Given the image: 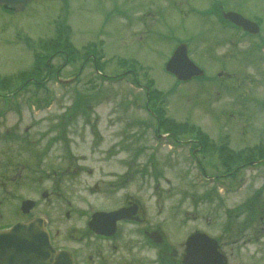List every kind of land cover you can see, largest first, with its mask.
Masks as SVG:
<instances>
[{
	"label": "rangeland",
	"instance_id": "obj_1",
	"mask_svg": "<svg viewBox=\"0 0 264 264\" xmlns=\"http://www.w3.org/2000/svg\"><path fill=\"white\" fill-rule=\"evenodd\" d=\"M174 1L178 9L174 7ZM187 1L189 9L185 8V0H36L24 12L7 13L0 9L2 76L33 69L31 66L37 58L41 67L46 66L48 51L42 49L41 45L35 50L31 49L27 44L32 42L28 41L30 39L38 43L41 42L38 40L41 37H53L54 27L58 21H64V17L67 18L64 24L71 29V41L77 50L81 49L83 53L80 46L92 43L100 48L97 47L95 51L101 50L97 61L89 62L76 82L64 85L52 77L45 80L46 77L43 76L41 81L45 82L40 89L35 90L34 85H25L35 98L32 107L24 106L25 114L22 118L13 112L0 115V137L13 131L25 134L23 131L32 122L38 124L28 134H43L51 123H55L53 118L60 119L61 114L72 105V108H79L77 98L80 100V97H87L89 102L86 104L91 108L90 113L79 112L75 117L67 115L65 118L68 126L64 137L66 159L63 160L66 168L71 170V174L66 176V197L83 210L89 206L105 204L109 196L119 198L124 191L116 190L117 187L113 191L110 189L112 183L125 181L121 174L128 169L126 172L133 174L129 175L130 179L127 181L131 185L136 182H158L168 189L171 188L168 187L169 183L189 188V200L195 201L193 207L199 214L196 218L197 214L194 213L195 219L189 225L193 226L192 229L198 228L217 237L225 232L223 236L226 240L231 237L229 231L224 230L228 220L227 213L231 211L234 217L232 227L240 232L237 226L248 214L238 216L235 206L243 205L253 195V191L264 187V163H247L242 166L240 163H225L219 151V146H222L229 154L242 150L259 156L264 152V51L256 53L255 57L253 53L249 54L247 51L251 50L250 43L252 45L250 39L242 38L234 31L224 28L223 22H218L215 14H204L203 10L211 0ZM222 1L231 9L252 18L260 16L264 21V0ZM114 6L129 8L133 17L143 16L147 8L154 10L155 7L161 14L150 13L145 27H142L141 23L126 24L124 17L112 15L114 12L110 11ZM192 7L196 11H191ZM210 7L212 8V3ZM261 25L264 35V22ZM179 41H189L187 43L191 57L206 70L205 80L178 83L172 74L166 72L165 62ZM233 41L236 43L234 48L231 45ZM64 62L65 58L58 56L51 64L58 68ZM96 63L113 80L101 77L93 67ZM80 64L81 61L76 60L61 67V76L72 78ZM132 68L137 70L136 75L142 83L139 86L132 83L134 75L128 71ZM220 73L223 75L220 76ZM123 74H127V77L122 78ZM149 85L151 95L152 90L162 93L159 94L163 96L159 107L164 109V117L154 115L156 108L151 107L150 111L145 108L148 98L153 99V95L149 96L146 89ZM27 91H21L17 98L23 102ZM50 96V108L40 111L34 108L36 102ZM159 122L166 124L162 125L161 131L157 125ZM171 122L172 125L187 123L189 128L179 135L182 139L191 138L189 144L178 143L174 146L166 139L158 142L153 137L156 131L163 133L164 127ZM94 126L97 128L96 135L92 133L96 129ZM170 131L177 134L175 129ZM198 131L210 136L208 143L212 145L210 150L213 155L209 156L208 151L198 155L205 163L208 176H219L217 182L224 183L228 188L242 179L245 185L238 188L239 192L225 193L222 190L221 196L210 198V194L216 193L207 189H220L206 184L212 179L198 169L194 158H190V150L188 152V147L195 150L200 145L195 140ZM55 135L54 132H49L44 136V141L48 142V157L58 160L63 158L64 147L60 141L50 145ZM204 154L208 155L209 160L208 157L203 159ZM227 165H233L232 168L236 166L237 169L233 168L229 172ZM78 166L81 170L74 172ZM144 168H154L152 173H159L157 179H154L151 172L142 173ZM237 170L240 172L232 175ZM78 181H82V184L75 185ZM95 183L100 184L98 194L91 195L92 192L87 189L92 188ZM130 189L135 187L131 186ZM262 191L261 199H264V190ZM30 193L28 189L21 191L23 196ZM143 194L145 198L149 197L148 193ZM208 194L209 196H204ZM257 222L258 225L262 224L260 220L253 221L241 233L248 240L246 244H236L234 254L229 247L225 249L231 256V262L264 263L253 257L256 247L264 244V230H261L262 233L255 232ZM233 238L236 236H232Z\"/></svg>",
	"mask_w": 264,
	"mask_h": 264
},
{
	"label": "flooded vegetation",
	"instance_id": "obj_2",
	"mask_svg": "<svg viewBox=\"0 0 264 264\" xmlns=\"http://www.w3.org/2000/svg\"><path fill=\"white\" fill-rule=\"evenodd\" d=\"M155 9L147 8L138 20L145 25L150 13L160 14ZM122 10L123 15L129 14L127 7ZM125 21L129 23L127 18ZM36 124L32 122L26 132L32 131ZM49 127L56 134L55 140L65 137L60 121ZM39 137L28 135L24 140L26 144L19 141L17 135L11 134L9 139L0 137V229L17 221L33 223L35 217L44 218L51 242L59 252L63 251L61 256L53 258V264H189L188 235L193 232L189 228L193 217L189 188L169 184L171 188L165 189L167 192L187 196L172 198L161 183L116 182L110 190L115 187L123 190L119 198L109 196L105 204L83 210L65 195L67 172L63 158H49L48 142L39 141L35 145ZM27 145L38 149L36 155L24 162L18 159V152ZM128 175L124 173L121 178L128 180ZM131 186L135 189H130ZM98 187L97 183L91 188L92 192L99 190ZM26 189L31 193L25 198L35 203L28 211H23L21 191ZM143 193L150 197L145 198ZM95 212L105 214L94 215ZM114 212L118 214H112ZM39 238L33 243L41 247ZM224 243L220 240L221 251L225 249ZM229 258L227 264H244L230 262ZM50 261L46 256L35 264H50Z\"/></svg>",
	"mask_w": 264,
	"mask_h": 264
},
{
	"label": "water",
	"instance_id": "obj_3",
	"mask_svg": "<svg viewBox=\"0 0 264 264\" xmlns=\"http://www.w3.org/2000/svg\"><path fill=\"white\" fill-rule=\"evenodd\" d=\"M30 0H0V3H6L8 5L14 6L17 9L23 8L24 4L29 2ZM231 18L238 23H242L243 25L247 26L248 24L247 19L242 20V16L238 15L232 16ZM246 20V21H245ZM187 45L181 44L175 50L171 59L167 62L166 68L167 70L174 73L178 76L181 80H187L192 78L196 75L204 74V71L198 67L188 56ZM27 227H25L26 229ZM22 225H18L10 229L8 232H1L0 233V247L4 253L0 254V264H10L9 257L11 256V239L13 238L14 234L16 233L15 230H23ZM217 241L211 238L210 236L198 233L189 237V257L193 258L191 261L195 263L196 257H202L201 260H198L197 264L203 263H218L224 264L223 256L220 255L221 253L217 249ZM51 252V251H50ZM26 254H24V257Z\"/></svg>",
	"mask_w": 264,
	"mask_h": 264
},
{
	"label": "trees",
	"instance_id": "obj_4",
	"mask_svg": "<svg viewBox=\"0 0 264 264\" xmlns=\"http://www.w3.org/2000/svg\"><path fill=\"white\" fill-rule=\"evenodd\" d=\"M67 33L68 32L65 31V28H63V27L60 28V29L58 28V34H59L60 40L62 38H64V40L66 42H41L42 43L41 44L42 49H49V50L54 51V50H57L58 48H69L71 50V53H73L74 52L73 51L74 47H73V44L71 42H68L69 38H68ZM40 68H38L37 71H41V69L43 67L41 69ZM42 71H43V69H42ZM33 72H35V71L33 70ZM25 74L26 73H23V74L21 73V74L18 75V77H20L21 75H25ZM0 82L2 84L6 85V86H9L11 81H10V79H8V80L4 79V80H1ZM152 91H153L152 95L154 97V99H152V100H154L155 102H150V103H152L151 105L154 108H158V101H156V100L160 98V95L158 94L157 91H155V90H152ZM157 111H158V109H157ZM219 151H220L221 158H222V156L224 157L225 163L232 162L234 164V163H239V161H242V160H249L250 161L251 159L255 158L253 156V154H251V153L245 154L243 152H233L232 154H229L225 147H222ZM263 155H264V153L262 152L261 156H263ZM254 211H255V207L250 208L249 212L251 214H249V215H251L253 217V216H256L259 213V212H254ZM253 218H255V217H253Z\"/></svg>",
	"mask_w": 264,
	"mask_h": 264
}]
</instances>
